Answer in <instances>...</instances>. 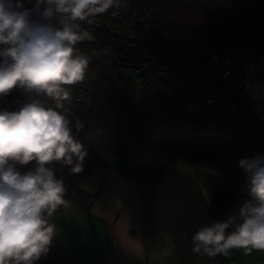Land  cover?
Listing matches in <instances>:
<instances>
[{
  "label": "trees",
  "instance_id": "trees-1",
  "mask_svg": "<svg viewBox=\"0 0 264 264\" xmlns=\"http://www.w3.org/2000/svg\"><path fill=\"white\" fill-rule=\"evenodd\" d=\"M31 6L25 0V7ZM120 9L138 14V28L144 35L130 40L100 28L83 27L94 39L77 46L86 55L105 56L112 67L111 74L98 78L90 106L69 99L60 102L61 108L55 100L43 106L71 120L78 117L84 125L79 132L74 130L87 150L83 171L73 174L68 167L54 165L67 188L65 198L83 208L90 205L93 197L80 188V181L104 155L119 162L121 175L140 179L156 177L162 171L161 157L182 159L216 171L208 216L220 222L238 220L241 208L255 202L242 190L245 181L239 160L259 153L246 143L208 135L201 112L175 119L178 84L190 85L191 91L209 80V61L166 45L162 31H196L222 43L264 44V0H126ZM121 67L137 71L140 99L135 81L119 75ZM32 167L30 163L19 170ZM36 264L73 263L53 237L47 255Z\"/></svg>",
  "mask_w": 264,
  "mask_h": 264
},
{
  "label": "clouds",
  "instance_id": "clouds-1",
  "mask_svg": "<svg viewBox=\"0 0 264 264\" xmlns=\"http://www.w3.org/2000/svg\"><path fill=\"white\" fill-rule=\"evenodd\" d=\"M0 0V95L19 87L31 102L19 112H0V264H36L46 256L55 225L53 215L69 201L54 165L83 171L87 150L74 130L76 117L51 108L39 97L54 99L57 108L70 98L67 86L85 78L90 57L77 46L94 37L81 27L126 0ZM93 55H97L93 52ZM33 164L25 172L19 168ZM242 190L255 202L240 210L238 220L212 221L192 236L193 251L214 257L233 248L264 250V155L239 160ZM232 228L231 232H227ZM171 247L164 255L171 254Z\"/></svg>",
  "mask_w": 264,
  "mask_h": 264
},
{
  "label": "crops",
  "instance_id": "crops-1",
  "mask_svg": "<svg viewBox=\"0 0 264 264\" xmlns=\"http://www.w3.org/2000/svg\"><path fill=\"white\" fill-rule=\"evenodd\" d=\"M153 178L120 174L104 155L80 181L88 207L69 201L53 215L55 234L73 264H259L264 250L233 248L227 256L193 251L192 236L213 220L208 207L216 171L168 160ZM171 247L170 255H164Z\"/></svg>",
  "mask_w": 264,
  "mask_h": 264
},
{
  "label": "built area",
  "instance_id": "built-area-1",
  "mask_svg": "<svg viewBox=\"0 0 264 264\" xmlns=\"http://www.w3.org/2000/svg\"><path fill=\"white\" fill-rule=\"evenodd\" d=\"M112 11L98 14L91 25L81 22V27L100 28L130 40L144 35L138 28L136 12L119 9L113 16ZM148 38L152 39V35ZM162 39L168 46L209 61L207 71L211 77L185 95V113L201 112L208 135L236 144L246 143L264 155V44L222 43L196 31L176 30L162 31ZM87 56L90 60L84 80L67 86L69 100L83 107L90 106L98 78L112 72L105 56ZM39 99L42 106L54 100L45 96ZM30 102V94L17 87L0 95V112H19ZM158 164L165 167L169 161L161 157ZM259 264H264V259Z\"/></svg>",
  "mask_w": 264,
  "mask_h": 264
},
{
  "label": "rangeland",
  "instance_id": "rangeland-1",
  "mask_svg": "<svg viewBox=\"0 0 264 264\" xmlns=\"http://www.w3.org/2000/svg\"><path fill=\"white\" fill-rule=\"evenodd\" d=\"M118 73L124 79H133L135 81L136 90L138 92V99H140L141 93H140L139 83L137 81V75H138L137 71L134 69H131V68L121 67L118 69ZM169 80L172 83H175L177 85L174 78H170ZM178 86L180 89V95L178 96V99H177L176 104H175V115H174V117L176 120H181L185 114V111H184L185 95L190 92V85L186 86V84L184 82H182V83L178 84Z\"/></svg>",
  "mask_w": 264,
  "mask_h": 264
}]
</instances>
